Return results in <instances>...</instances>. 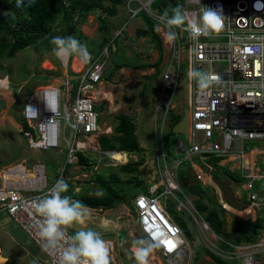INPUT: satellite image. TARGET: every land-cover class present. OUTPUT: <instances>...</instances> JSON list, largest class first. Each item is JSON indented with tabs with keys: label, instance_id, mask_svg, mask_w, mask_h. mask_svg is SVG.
<instances>
[{
	"label": "built area",
	"instance_id": "obj_1",
	"mask_svg": "<svg viewBox=\"0 0 264 264\" xmlns=\"http://www.w3.org/2000/svg\"><path fill=\"white\" fill-rule=\"evenodd\" d=\"M172 2L174 7L182 6L190 19H198L202 7L221 11L224 27L219 34L201 36L197 41L191 40L183 28H177L174 29L177 40L168 43L164 35L167 29L156 16L165 9L170 11V2L158 8L153 7L155 0H129L126 3L129 19L143 12L153 23L161 43V62L157 67L160 72L152 109V138L156 185L162 191L159 196H155L154 191H146L134 197L132 206L138 216V229L145 240H151L153 252L165 264H183L188 243L160 203V198L169 197L175 202L177 211L188 214L200 245L210 254L223 261H236L237 264H260L258 258L264 256V232L250 243L236 244L221 239L179 188L177 167L186 162L189 170L199 178L195 168L201 169L200 165L206 166L211 159H219L218 164L232 156L245 158L251 150L246 145H252L259 163H252L249 170L247 166L241 168L242 173L244 170L249 173L244 179L241 176L242 189L246 193L238 216L244 221L254 222L256 209H264V190H254V182L264 181V0ZM129 3H135L137 7L129 9ZM124 25L112 32L110 42H119L124 38ZM152 54L156 56L155 62L158 58L156 50L149 49L143 58L150 59ZM109 61L110 52L105 46L96 56L91 55L86 67L80 68L74 77L78 80L75 90L64 78L55 87L35 88L24 99L20 114L30 128V131L23 133L26 145L31 150H51L59 154L62 165L58 177L48 181L44 164L40 162L32 165L30 176L18 169L19 166H15L17 170L11 172L15 177L12 179L0 172V212L3 211L25 234L43 255L46 264H60L62 248L71 245L73 235L67 229L62 246L51 253L45 252V241L39 236L43 218L33 207V201L43 197L61 177L68 180L66 173L70 170L80 171L87 165L97 170L98 164L104 160L108 161L106 165H115L113 152L102 149L98 144V138L103 134L94 110V106L103 101H98L95 94L101 86ZM183 64L184 70L181 69ZM190 68L208 73L216 79L208 88L202 89L195 79L189 78ZM182 77L185 80L183 104L188 112V134L185 146L182 140L173 144L172 158H169L163 147V137L168 127V114L175 108L173 101ZM178 115L181 116V113ZM78 155L87 162L79 164ZM176 156L180 158L174 159ZM92 159L96 163L92 164ZM130 159L136 161L134 155ZM83 178L85 174L76 177L79 181ZM78 190L75 187L70 193L73 200H76L74 196ZM175 194H179L184 202L178 200ZM218 203L222 210L231 212V206L221 197V193L218 194ZM217 243L225 245L229 251L219 248Z\"/></svg>",
	"mask_w": 264,
	"mask_h": 264
},
{
	"label": "rangeland",
	"instance_id": "obj_2",
	"mask_svg": "<svg viewBox=\"0 0 264 264\" xmlns=\"http://www.w3.org/2000/svg\"><path fill=\"white\" fill-rule=\"evenodd\" d=\"M131 7L135 9L137 5L132 4ZM145 18L146 16L143 12H138L135 18L129 19L128 14L124 11L123 7L119 5L116 8V15L108 19L106 21L107 24L105 30L100 31V29H98V26L100 24L98 21H96L95 14H90L84 19L83 23L81 24L80 33L83 38L79 40L82 44L87 45L90 54L96 56L101 49L99 46H97L101 38L110 37L112 29L115 31L122 27L123 24H126L123 27L122 32L124 38L118 43H114L117 53H114L110 61L106 64L104 69L105 78H103L101 81L100 91H103V93L108 97H104L102 95L97 96L98 101L102 100L103 98L104 100L106 99V102H104L105 106L101 105V103L96 104V106H94V110L98 114L97 124L99 128L101 127V131L103 132V134L107 135L112 132L111 129L115 124V115L122 113L126 116H131L132 119H134L136 123L135 133L139 146L141 148L139 152H136L134 154L137 156V158L153 156L154 144L152 138V109L154 107L153 100L155 98V88L158 85V75L156 77H150L149 81H146L144 79L145 77L152 75L155 72L156 68L136 67L138 65H150L154 62V59L156 57L155 54H153L150 56V59L143 58V54L147 52V49L143 48L144 44L140 42V39L134 38V31L136 29H143L146 26ZM51 30L53 32H57L58 28L54 25L51 27ZM32 47L29 46L24 50L18 51L14 57L8 60L2 59L0 61V168L8 167L7 170L3 169V172H10L9 174H11V172L17 170L15 166L11 167L12 164L21 163L24 167L29 168L32 163L40 162L44 164L45 174L48 181H51L53 179H56L59 175V168L62 165L61 157L59 154L51 150H31L26 147L25 139L19 128V124L21 122L19 112L25 97L30 93V91H32L34 87H36V85L50 84V86H57L59 84V81L61 80V76L64 75L65 70V77L62 78H67L75 90L78 85V80L72 79L73 74L71 72H74L73 69L75 68L73 67L75 66L73 61L76 60V62H81L83 60L78 55H74L69 58L68 63L66 64L65 68H63L61 66V63L59 62L60 60H57L55 55L53 56L46 50L39 49L40 51H42V53L40 54L38 53L40 51L36 52L34 51V49H32ZM37 48H39V46ZM163 55H165V53ZM119 61H126L124 63L130 64V66H127L125 68L123 67L115 73L111 69L112 66L118 64ZM64 62L65 60L62 61L63 64ZM86 63L87 62H85V65ZM48 64H50V66ZM133 65L134 67H132ZM184 68L185 65H181V69L184 70ZM109 72H111V80H107ZM5 76L8 77L10 85H12L9 86L7 90H3L6 85V80L2 78ZM19 86L21 87L19 88ZM184 87L185 80L182 77L181 83H179V88L173 101L175 106L174 111L168 114V123L169 121L171 123L173 119L179 120V116L177 114L181 113L185 108V105L183 104L185 98ZM129 97H134L135 99L131 102H128L126 99ZM106 126H108L110 130H108V128L104 129L106 128ZM168 130L169 129L165 130L166 135L163 139L165 150L169 151L177 140H182L183 145H186V141L180 134L172 133L171 131V133H169ZM246 146L248 148L251 147V145ZM126 154L127 153H125V157H127ZM169 158H172L171 152H169ZM179 158V156L174 157V159L176 160ZM127 159L128 161H131V159L129 160L128 157ZM92 160H94L92 164L96 163L95 159ZM168 161L169 160H167V162ZM107 163V160L100 162L98 164V170L92 172L93 169H90L89 173L83 171L84 168L82 169V171L70 170L67 174L69 179H65L69 184L68 195H70L75 187L79 186L80 190L78 195H102L103 190L98 186H90L87 184V181L89 179L85 181L84 184L80 183V181L77 180L76 177L79 176L81 172H83V174L91 175L92 177L94 176V174L103 175L108 173H115L118 178H122L124 176L118 171V167H120L122 163H115L114 167L106 165ZM209 164H211L212 166L215 165L214 163L210 162ZM185 165H187V163L183 162L177 167V174H183L187 181H190V179H192L191 181H193V184L196 182V180L187 171ZM18 169L23 170L24 168L20 166ZM26 175L30 176V173L26 172ZM212 176L219 185V188L223 195L222 197H224L223 199L227 201L228 204L230 203L229 205L231 206L233 205L237 208L243 207L240 203H234V201L230 198L229 195L232 192L231 189H234V186H231L230 183L227 182V180H229L227 178H233L236 182H240L237 185L235 184V188L238 191L239 197L244 198L242 199V201L245 200L246 192L241 189V172L237 170L230 173L228 171V168L224 167L221 169H216V171L212 173ZM135 178L137 179V176ZM204 179L207 180L206 177ZM128 186V184H124V188L122 189H124L123 194L126 197L125 200H129V202L131 203L134 194L146 192L145 190H141L140 187H142V189H145L150 187V184H146L142 181V184L139 186L140 190L132 188L130 189ZM120 188L121 187L118 186L112 187L113 190L115 189V191L118 192V195L120 194ZM200 188H202L204 191V197L202 198V200L205 204H207L208 209H214L215 207L220 206L218 203V194L216 193L214 188H208L207 186H204L202 184H200ZM153 189L154 187L151 188L150 191H153ZM254 190H264V181L254 182ZM182 192L187 196L189 201L193 202V200H195L194 196L187 195V190H182ZM123 194L122 197H124ZM78 195L74 196V198H78ZM175 195L178 200L184 202V199L179 194ZM161 199L162 200L160 201V203H163L165 205L167 213L170 215L172 220L173 218L181 219L185 223V227L189 232V236H186L185 234L184 236L182 234V236L187 241L189 249L187 257L183 259V264H190L193 252L190 241H198L195 228L191 224V219L189 216H187V213H184L183 211L177 212L175 210L176 204L171 198L162 197ZM194 204L195 203L193 202V205ZM114 209V212L108 211L100 213L95 210L90 211L88 216H94L97 215V213H99V215L106 214V217L104 218L107 219H105L101 223L99 222L101 224L100 230H106L105 233L101 234L102 238H104V234H111V236H108V238L115 239L114 264H136L131 248L136 247L134 243L135 241L143 239L139 234V229L137 226V215L135 216L134 210L133 216H130L128 214V207L126 202L118 205ZM255 212L256 221L254 223L249 222V224H246V227L243 221H240L239 219L234 217L232 222L233 230L241 231L242 229H245L246 231L252 232V234L254 233L256 235V238L260 234H262L264 232V209H256ZM1 216L3 219L5 218L4 214H2ZM91 221H93V219H91ZM7 222L10 223L11 231L16 229V226L13 223L9 222V220ZM102 225L107 226L106 229L103 230L104 227H102ZM76 228L74 229L72 226L68 228V230L72 235H74L75 232H77ZM90 229L96 230V228L94 227H90ZM118 233H122V236L117 239L116 237ZM220 236L221 239L232 242V236L230 233L225 232V234ZM4 244L5 242H2V246ZM217 245L219 248H222L225 251H229V248L225 245H222L221 243H217ZM258 260L260 264H263L264 256H260ZM221 261L224 262V264H237L236 261ZM152 263L165 264V262L161 258H159L158 254H156L155 252H152L149 257V264ZM196 264L213 263L209 258H206L202 255L201 258L196 262Z\"/></svg>",
	"mask_w": 264,
	"mask_h": 264
},
{
	"label": "trees",
	"instance_id": "obj_3",
	"mask_svg": "<svg viewBox=\"0 0 264 264\" xmlns=\"http://www.w3.org/2000/svg\"><path fill=\"white\" fill-rule=\"evenodd\" d=\"M124 1L125 0H23L21 6L17 7V0H0V60L10 59L18 51L24 50L29 46H33L32 49H34L36 52L40 50H46L48 53H51L54 56L52 51L54 45L51 43L54 37L74 36L80 40L83 38L80 33L81 24L90 14H95L96 21H98L100 24L98 29H100V31L105 30L107 24L106 21L108 18H111L116 14L117 6L121 5ZM167 2H170L171 7L174 8L172 0H155L153 7H165ZM169 14H171V10L169 11ZM145 24L146 26L143 29H136L134 31V38H148L153 48L157 51L158 58L150 65H138L136 67L156 68L152 75L144 78L146 81H149L150 77H156L160 72L157 67L161 62V43L154 31L153 23L145 18ZM54 25L58 28L57 32H53L51 30V27ZM109 41V37L101 38L97 46L102 48L107 45ZM115 42L116 41L110 42V44L112 43L113 47L115 48L113 52L111 51L112 46H110V44L108 46L110 59L114 53H117L116 47L114 45ZM35 46H39V48ZM38 53L41 54L42 51ZM91 55L92 54H90V56ZM124 62L126 61H119L118 64L112 66L111 70L116 73L119 69L130 66V64ZM132 67H134V65ZM111 77V72H109L107 80H111ZM156 90L157 87L155 88V91ZM134 99V97H129L126 100L131 102ZM104 102L105 101L100 102L101 105H104ZM114 122L115 124L112 127V132L109 135H103L98 138L99 146L102 149L113 150L116 152H139L141 148L135 133L136 123L134 119H132L131 116H126L125 114L119 113L114 116ZM177 122L178 120L176 119H173L171 123L169 121L167 128L169 129V133H171V127ZM19 127L21 131H30L24 122H20ZM163 147L165 150L164 143ZM165 151H167L168 154L169 152L172 153L171 149L169 151ZM218 160L212 159L210 163H214V161L217 162ZM78 162L85 164L86 160L81 155H78ZM142 162L143 159H140L137 163L128 162L118 167L119 173L129 176V178L126 180H120L115 173H109L106 177L95 175V177L91 178V181L103 190V194L99 196L77 194V200L82 201L89 209L101 210L114 209L117 205L126 202L127 207H130V215L133 216L134 213L132 206L129 203V200H125L126 197L123 194L124 189L122 188H124V184L130 185V189L139 188V186L142 184V181L141 179H136L135 177L139 173L138 167L142 164ZM177 179L179 188L184 191L187 190V195L195 197V200H193L195 204L193 205L192 202V205L200 214H202L203 219L209 225L212 231L219 237H221L220 235L225 234V211L222 210L220 206L215 207L214 209H208L207 204H205L202 200L204 197V191L202 188H200V185H198L197 181L196 183L192 184V181H187L183 174H179ZM229 179L234 183H238L233 178ZM113 186L121 187V195H118V192H116L115 189H112ZM122 194L124 197H122ZM135 195L136 194L133 196ZM165 211L167 212L166 208ZM172 221L175 224H178L176 225L179 227L183 236L184 234L189 236V232L186 229L183 220L173 218ZM244 223L246 227V224H249V221H245ZM231 229L228 231V233H230L232 236V243H250L256 239V235L254 233L252 234L250 231L242 229L240 232H234V230ZM190 245L194 252H192L190 264H196L202 255L206 258H209L213 264H224V262H222L219 258L206 251L197 240L190 241Z\"/></svg>",
	"mask_w": 264,
	"mask_h": 264
},
{
	"label": "clouds",
	"instance_id": "obj_4",
	"mask_svg": "<svg viewBox=\"0 0 264 264\" xmlns=\"http://www.w3.org/2000/svg\"><path fill=\"white\" fill-rule=\"evenodd\" d=\"M128 1L129 0H125L120 5L123 7L125 12H126V3ZM22 3H23V0H17V7H20ZM132 4H135V3L128 4L129 9L130 8L133 9L131 7ZM156 19L159 21L160 24H163L165 28L167 29L164 35L168 43H174L177 40L178 38L177 32L174 30L177 28H183V30L189 34V38L191 40L197 41L201 36L211 37L213 35L219 34L224 27V19H223L222 12L208 8V7H202V11L198 19H190L188 14L183 10L182 6L180 5H177L176 7L172 8L171 14H169L168 9H165L162 14L156 16ZM146 39L147 41H149L148 38ZM51 43L54 45L52 51L54 55L56 56L57 60L58 59L60 60L59 62L61 63V66L63 68H65L66 64L68 63L69 58L74 55H78L83 60L84 62L82 64L83 67H86L88 61L91 58L87 45L82 44L74 36H67V37L57 36L52 39ZM109 44H110V41L105 46L108 47ZM110 46L113 47V44L111 43ZM3 60H8V59H3ZM64 60L65 62L63 64L62 61ZM85 62H87L86 65H85ZM79 70L80 69L74 70V72L70 71L73 74L72 79L76 80L74 77H76V74H78ZM65 74H66V70H65L64 75L61 76V79H64L62 77H65ZM188 76L190 79H195L198 82L199 87L202 89L208 88L216 79L215 77L211 76L208 73L201 72L193 68L189 69ZM2 79L6 80V85L3 90H7L9 86H12L10 85V81L8 80L7 76L3 77ZM38 86L44 87V86H50V84L36 85V87H34L32 91ZM20 87L21 86H19V88ZM32 91H30V93ZM182 114H183V111L181 112V116ZM178 116L180 120L181 116L180 115ZM19 117H20V121L24 122L26 125V122L22 119L20 112H19ZM24 132L25 131H21L22 135ZM25 145H26V142H25ZM109 151L113 152V154H116V153L123 154L124 158H125V153H128V152H116L113 150H109ZM129 154L134 155L135 153H129ZM128 162H131V161H128V160L124 161L122 165ZM33 164L34 163H32L29 168L24 167L23 164L21 163L12 164L11 167L12 166H19V167L22 166V168H24L23 171H26V172L29 171L28 173H30V170ZM79 164H82V163H79ZM87 166L88 167L85 168L83 171L89 173V170L91 167H89V165ZM7 168L1 167L0 172H3ZM80 174H83V172H81ZM86 176H87V180L89 179L88 181L86 180L88 182V185L92 186V181L90 180L91 175L85 174V178ZM85 178H83L80 181V183H83ZM79 190L77 191L75 196L79 193ZM68 192H69V184L63 177H61L55 182V184L51 187V189H49V191L43 197H39L33 201V207L35 208L36 212L43 218L42 223L40 225V229H39V236L43 241H45L44 246H43V250L45 252L51 253L52 251L56 250L58 247H61L62 242H64L66 239L67 229L72 227L74 223L83 224L85 217L89 215L87 206L82 201L77 200V198H75L76 200H73V198L67 194ZM88 196H94V195H88ZM132 209H133V206H132ZM135 216H136V213H135ZM140 235L143 238V235L141 233ZM71 240H72L71 245H69L66 248H62L60 264H112V262L114 264L115 255L113 259L110 260V251L112 252V247L110 250L108 242L105 241L102 238L101 234L96 232L95 230L90 229V228L87 230H79L75 232V234L71 237ZM134 243L136 247L133 252V255H134L136 264H149V257L153 252L154 244L151 242L150 239L145 240V238L141 240H137ZM33 264H35V261L33 262Z\"/></svg>",
	"mask_w": 264,
	"mask_h": 264
},
{
	"label": "crops",
	"instance_id": "obj_5",
	"mask_svg": "<svg viewBox=\"0 0 264 264\" xmlns=\"http://www.w3.org/2000/svg\"><path fill=\"white\" fill-rule=\"evenodd\" d=\"M108 19H110V18H108ZM112 31H113V29L111 30V32ZM140 42H142L144 44L143 48L147 49V51L149 49L155 50L153 48L152 44L149 41L147 42L146 38L140 39ZM114 50H115V48L112 47L111 51L113 52ZM83 63H84L83 61L82 62H77L76 65L73 66V67H75L73 70L80 69L81 68L80 66H82ZM103 94H104L103 91H100V87H99L96 90L95 96L97 97V96H100V95H103ZM104 97H108V96L105 95ZM102 100L105 101L106 99L104 100V98H103ZM107 128H108V126H106V128H104V129H107ZM108 130H110V129L108 128ZM100 131H101V127H100ZM101 133L103 134L102 131H101ZM103 135H107V134H103ZM103 135H100V136H103ZM250 149L251 150L246 154L245 158H242V159L235 158V157L232 156V157L225 158L221 162H218V164H217V162L214 161V164H215L214 166L209 164V162L212 159L207 161L206 162V164L208 165V166L206 165L207 167L205 165L204 166L200 165L201 169L195 168L197 174H199V178H197L193 174V172H191V170H189V168H188L189 166L188 167L186 165L185 166L187 168V171L190 173V175L197 181L198 185L202 184L204 186H207L208 188L209 187L214 188V190L216 191L217 194L221 193V197H222L223 196L222 192H221V190L219 188V185L217 184L216 180L213 178L212 173H214L216 171V169H221V168H224V167H227L228 171L230 173H232L233 171H237V170H239L241 172L242 171L241 168H243L244 166H247V168H248L247 170H249L250 169V165L252 163H254V164H258L259 163L258 156L255 154V152H254L255 149H254V147L252 145H251ZM154 152H155V150H154ZM154 152H153V156L152 157L137 158V156L135 155L136 160H137L136 163L140 159H143L142 164L138 167L139 173L137 174V178L141 179V181L145 182L146 184H150V186H153V187L156 186L154 188V190H153L154 191L153 193H154L155 196H159V194L161 193L162 189H160V186L156 185L157 177H156L155 167H154V162H153L154 161ZM127 154H129V153H127ZM126 156L127 157L129 156L128 158L130 160L131 154L130 155H126ZM127 157H125V161L128 160ZM113 162H115V161H113ZM111 167H114V166H111ZM90 169L92 170V168H90ZM247 170H244V173L241 172V176H243V179L249 173V172H247ZM94 171L95 170H92V172H94ZM108 174H103V175L94 174L93 177H95V175L106 177ZM90 177L93 178L92 176H90ZM205 177L207 178V180L204 179ZM91 178H90V180H91ZM127 178H129V176L124 175L122 178H119V179L120 180H126ZM227 179H229V178H227ZM241 179H242V177H241ZM86 180H87V176L84 179L83 183ZM191 180L192 179H190V181ZM227 182L230 183L231 186H234L233 187L234 189L230 188L232 190L231 194L229 195L230 198L234 201V203H236V204L240 203L243 206L244 203H245V200L242 201V199H244V198L243 197L242 198L239 197L238 191L235 188L236 185L239 184L240 182L239 183H234L230 179L227 180ZM242 182H241V184H242ZM92 185H95V184L92 182ZM242 186H243V184H242ZM128 187L130 188V185ZM140 188H141V190L152 192V191H150V189H148L149 187L145 188V189H142V187H140ZM241 189H242V187H241ZM137 190H140V189L137 188ZM222 198H224V197H222ZM132 200H131V203L129 202L131 204V206H132ZM161 200L162 199L160 198V201ZM119 205H121V204H119ZM161 205L164 206V208H165V205L163 203H161ZM241 208L242 207H240V208L238 207L237 208V207L232 205L231 208L229 207L231 212H226L225 211V213H226L225 214L226 232H228L233 227L232 222H233L234 217L239 219L240 221L245 222L244 220H242L241 217L238 216V214H239L238 211ZM94 210L95 209H89L88 208L89 212L90 211H94ZM113 210H115V209H111V210L110 209H106V210L96 209L95 211L108 212V211H113ZM175 210H176V208H175ZM177 212H180V211H177ZM2 214L5 215L4 219L1 216ZM128 214L130 215V207H128ZM128 214H127V216H128ZM108 215H110V214H108ZM104 217H106V214H102V215L100 214L99 215V213H97V215H94V216H92V215L87 216L86 217V221L84 220L85 222L83 224L74 223L73 224V228L75 229L77 227L76 230L79 231V230H87L90 227H94V228H96V230H95L96 232H98L100 234L105 233L106 230H104V229H106L107 226H103L102 225V227H104L103 228L104 231L100 230L101 229L100 228V226H101L100 223L102 221H104L105 219H107V218H104ZM91 219H93V221H91ZM8 220H9V222H11L10 219L6 216V214L3 211L0 212V264H33L34 261H35V264H46V260L44 259L42 254L31 244V242L28 240V238L25 236V234L23 232H21V230L15 224L14 225L16 226V229L11 231L10 223L7 222ZM250 222L254 223L255 221L254 222L250 221ZM11 223H13V222H11ZM231 230H233V229H231ZM234 232H240V231L234 230ZM122 233H118L116 238L117 239L120 238L122 236ZM108 236H111V234H104L103 235V237H104L103 239L105 241H108L110 250H111V247H112V252L110 251V260H112L114 255H115L114 254L115 239L108 238ZM2 242H5V244L3 246H2ZM133 248H135V247H132L131 251H133L132 250ZM112 264H113V262H112Z\"/></svg>",
	"mask_w": 264,
	"mask_h": 264
},
{
	"label": "water",
	"instance_id": "obj_6",
	"mask_svg": "<svg viewBox=\"0 0 264 264\" xmlns=\"http://www.w3.org/2000/svg\"><path fill=\"white\" fill-rule=\"evenodd\" d=\"M171 132L180 134L184 140L187 139V134H188V113H187V109H183V114H182L180 120L175 125L172 126Z\"/></svg>",
	"mask_w": 264,
	"mask_h": 264
},
{
	"label": "bare ground",
	"instance_id": "obj_7",
	"mask_svg": "<svg viewBox=\"0 0 264 264\" xmlns=\"http://www.w3.org/2000/svg\"><path fill=\"white\" fill-rule=\"evenodd\" d=\"M73 62H74V65H76V63H77L76 60H74ZM48 65L50 66V64H48ZM46 66H47V65H46ZM102 96H105V94L102 95ZM112 159H113L114 161L118 162V163H123V162L125 161L124 155H123V154H119V153L112 154ZM9 173H10V172H8V173H4V175H5L7 178H10V179L15 178V177H13L12 174H9ZM105 222H106V221H105ZM132 250H133V252H134L135 248H133ZM152 264H153V263H152Z\"/></svg>",
	"mask_w": 264,
	"mask_h": 264
}]
</instances>
